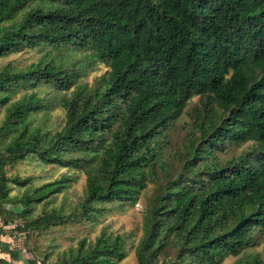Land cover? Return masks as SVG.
Segmentation results:
<instances>
[{
	"label": "trees",
	"instance_id": "16d2710c",
	"mask_svg": "<svg viewBox=\"0 0 264 264\" xmlns=\"http://www.w3.org/2000/svg\"><path fill=\"white\" fill-rule=\"evenodd\" d=\"M28 49L42 56L0 68V104L31 89L0 125V220H21L38 264L127 257V233L104 229L55 259L31 236L98 222L150 184L136 264H264V0H0V57ZM96 63L106 71L84 80ZM194 97L175 144L169 130ZM55 105L60 128L36 122ZM29 159L84 173L81 201L47 207L69 173L42 183L14 173L24 190L12 194L8 170ZM0 264L18 263L0 254Z\"/></svg>",
	"mask_w": 264,
	"mask_h": 264
},
{
	"label": "rangeland",
	"instance_id": "374dc122",
	"mask_svg": "<svg viewBox=\"0 0 264 264\" xmlns=\"http://www.w3.org/2000/svg\"><path fill=\"white\" fill-rule=\"evenodd\" d=\"M42 56V51L38 49H28L17 53H12L8 56L0 57V68L7 63H12L15 68H24L32 62L38 60ZM107 67L104 64L96 63L93 68L89 70L88 75L84 80L92 82L93 79L106 71ZM26 90L22 87L17 88L11 94L10 101L6 104L9 105L12 101L22 97ZM198 97H194L188 104L185 113L180 119L177 120L168 133V138L175 144L182 141L185 133L187 120L189 116L187 111L198 102ZM0 104V125L4 118L5 106ZM36 122L42 121L45 128L56 129L60 128L63 124L64 110L55 105L50 108L47 116L43 119L42 113L35 114ZM20 174L21 176L32 175L34 176L35 183H42L43 181L53 180L61 176L62 173H69L73 178L68 187L54 199L47 204L48 208L53 206L63 207L66 211L76 203L78 204L85 191L86 177L85 174L76 170L69 171L67 168L44 165L35 159H29L25 162L18 164L14 169L8 170V176L10 177V185L13 186L12 194H18L24 190L18 183L14 182L13 174ZM152 191V185L150 184L146 190H143L138 199L134 203L127 204L123 207L112 208L105 212L98 222H92L89 220L68 221L63 224L53 226L41 235L33 234L31 236V244H38L41 248L48 245L53 250V256L55 259L59 254L67 252L71 246H76L78 241L82 238H87L88 241H93L104 229L113 231L115 233H127L131 239L128 243L127 257L119 261L117 264H136V255L134 246L142 234V221L144 205L147 195ZM53 198V197H52ZM42 205L39 204L34 213L41 212ZM21 220H17L14 223L4 226L0 220V229L2 231L1 247L5 248V253H1V256L12 258L18 264H38L39 260L44 257V252L41 253H29L25 251V241L27 233L16 229L18 223ZM5 229V231H4ZM264 249V235L261 239L260 245L255 247V250L263 251ZM236 257L229 256L222 264H233ZM40 263V262H39Z\"/></svg>",
	"mask_w": 264,
	"mask_h": 264
},
{
	"label": "crops",
	"instance_id": "0c3cea01",
	"mask_svg": "<svg viewBox=\"0 0 264 264\" xmlns=\"http://www.w3.org/2000/svg\"><path fill=\"white\" fill-rule=\"evenodd\" d=\"M1 239H2V237H1ZM1 254V253H0ZM15 261V260H14ZM16 262V261H15Z\"/></svg>",
	"mask_w": 264,
	"mask_h": 264
}]
</instances>
